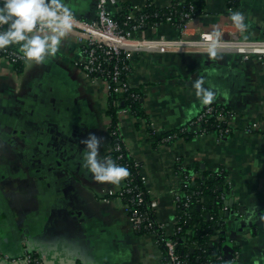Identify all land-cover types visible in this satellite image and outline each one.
<instances>
[{
  "label": "crops",
  "instance_id": "0c3cea01",
  "mask_svg": "<svg viewBox=\"0 0 264 264\" xmlns=\"http://www.w3.org/2000/svg\"><path fill=\"white\" fill-rule=\"evenodd\" d=\"M175 0H152L166 7ZM193 21L209 29L226 20L229 0H203ZM73 14L92 19L97 0H65ZM114 15L143 8L148 0H111ZM247 39H264V0H243ZM229 27V29H234ZM236 29V28H235ZM180 30L161 24L138 36ZM0 61V264H22L26 252L47 264H161L157 236L133 228L118 183L97 182L82 166L81 143L89 132L101 138L99 155L111 151L109 97L102 83L82 69L73 29L43 62ZM130 84L139 91L142 114L119 110L117 127L130 156L141 162L158 201L156 218L174 221L172 190L179 185L176 158L194 178L223 170L230 182L226 239L239 252L233 264H264V60L232 49L135 50ZM215 95L203 103L193 82ZM210 103L227 105L230 131H200L168 142L154 138L188 123ZM215 241L217 239H214ZM217 242V241H216ZM227 243V242H225ZM233 253V252H232Z\"/></svg>",
  "mask_w": 264,
  "mask_h": 264
},
{
  "label": "built area",
  "instance_id": "2783aa9c",
  "mask_svg": "<svg viewBox=\"0 0 264 264\" xmlns=\"http://www.w3.org/2000/svg\"><path fill=\"white\" fill-rule=\"evenodd\" d=\"M232 1V0H229ZM228 1V2H229ZM243 1V0H240ZM111 0H97L96 16L92 19L79 17L75 14L73 30L77 32L83 60L81 62L84 72L91 76L96 83L103 84L108 97L113 94H124L125 98L139 100L140 95L133 90L128 75L132 70L131 57L135 50H156L163 48H187L209 49L215 41L216 49H232L242 52L247 59L251 54H257L260 60H264V39H247L245 29L243 31L236 28L231 20L230 13L235 11L233 6L228 5L226 20L210 26L209 29L203 25L195 24L193 21L197 15L190 12H182L181 23L175 24L173 13L166 16L164 21H155L149 24L147 15L139 13L142 8L130 9L127 19L123 25L114 17L109 5ZM146 6V5H145ZM158 15V14H157ZM161 24H171L180 30L178 37H168L160 34L156 37L138 36L137 34L149 28L159 27ZM129 25V29L125 26ZM234 29H229V27ZM19 59H25L20 49L2 48L0 49V61L6 60L12 64ZM130 110V107L119 109ZM233 113L225 110L224 107L217 108L208 104L203 110L182 127V131H191L194 126L199 127L202 122H209L212 117L222 124L217 133L219 136L230 131L229 120ZM112 146L111 151L116 152V157H111L116 163L124 165L136 171L139 181L134 173H129L121 178V188L118 191L119 197L128 211L130 221L136 231L150 232L157 236V241L162 247L163 260L161 264H188L187 255H183L178 249V238L182 232L179 224L178 209L183 206L186 209L184 214H189V208L193 203L190 194H184L190 181L194 176L188 174L187 167L180 156L176 158V174L179 177V185L172 190L173 203L175 206L174 229L168 232L164 229L167 224L159 222L156 218L158 201L153 198L151 189L147 186V177L143 172V165L140 161L132 158L127 151L122 134L117 125L110 127ZM155 134V132H153ZM173 138L169 135L162 141L168 142ZM110 151V152H111ZM107 157H110L109 155ZM229 185L230 182L227 181ZM185 195V199H183ZM225 196L223 195L222 198ZM217 242H229L226 235L217 232L213 237ZM239 252L234 250L232 256L224 258L216 254V258L222 261L221 264H233L238 258ZM22 264H47L44 259L33 252H26L20 258Z\"/></svg>",
  "mask_w": 264,
  "mask_h": 264
},
{
  "label": "trees",
  "instance_id": "16d2710c",
  "mask_svg": "<svg viewBox=\"0 0 264 264\" xmlns=\"http://www.w3.org/2000/svg\"><path fill=\"white\" fill-rule=\"evenodd\" d=\"M153 3L152 0H148L146 6L138 13L146 14L149 24L155 21H164L166 16L170 13H173L174 22L178 24L183 22L182 12L188 11L192 13V15H198L202 13L204 8L203 0H175L166 7H158ZM240 4V0L228 2V5L234 8L238 7ZM129 11L130 8H123V10L114 15V17L123 25ZM125 27L129 29V25ZM6 47L10 49H20L18 43L10 44ZM14 66L18 72L21 71L24 67V60L18 58V60L14 62ZM133 90L139 93L136 88H133ZM109 99L108 112L114 120L112 124L113 127L116 126L118 111L121 108L130 107L134 114H142L140 99H127L124 94H113ZM210 104L215 105L217 108L224 107L225 110H230L228 106L224 104ZM193 119H195V117ZM208 121L209 122H202L200 124V131L217 132L219 126H222L216 117H212ZM184 125L172 132H164V134L161 135L154 134V138L158 141H162L163 138L165 139V137L169 135H172L173 138L190 135L191 131L189 129L188 131H182ZM108 155L115 158L116 152L111 151ZM178 165L179 163L176 164V166ZM127 169L130 171L129 173H134L136 180L139 181L136 171L131 168ZM192 171V169L189 170V168H187L186 172L192 175ZM226 187H229L227 184V175L223 170H218L205 173L204 176L196 177L194 180L190 181L188 187H186L184 191L185 195L187 193L192 196L193 203L189 208V214L183 213L186 209L183 206L178 209L177 214L180 218L179 224L182 226V232H180L178 238V249L183 255H187L188 264H221L222 261L216 258V254L222 255L224 258L229 257V250L227 247H224L225 242H216L213 238L217 232L224 233L228 227L225 209H227L226 198L230 190H227ZM185 195H183V199H185ZM223 195L225 196L224 198H222ZM211 243H214V245L212 246Z\"/></svg>",
  "mask_w": 264,
  "mask_h": 264
},
{
  "label": "clouds",
  "instance_id": "9594fccd",
  "mask_svg": "<svg viewBox=\"0 0 264 264\" xmlns=\"http://www.w3.org/2000/svg\"><path fill=\"white\" fill-rule=\"evenodd\" d=\"M230 17L237 29L247 28L243 12L234 11ZM74 15L65 0H0V49L14 43L19 44L22 56L36 63L53 56L62 38L73 28ZM216 52V43L209 47V54ZM196 96L203 103L214 98V91L206 88L201 79L193 82ZM101 138L89 132L81 143L82 166L91 179L97 182L118 183L128 175V169L111 157L99 155Z\"/></svg>",
  "mask_w": 264,
  "mask_h": 264
},
{
  "label": "rangeland",
  "instance_id": "374dc122",
  "mask_svg": "<svg viewBox=\"0 0 264 264\" xmlns=\"http://www.w3.org/2000/svg\"><path fill=\"white\" fill-rule=\"evenodd\" d=\"M78 42H79V41H78ZM79 45H80V44H79ZM82 60H83V56H82ZM88 76H89V75H88ZM89 78L92 80L91 76H90ZM109 133H110V136H111V132H110V130H109ZM159 220H160V222H162V223H164V224L169 223V221H167V220H166V221H165V220L163 221V220L160 219V218H159ZM164 229H167L168 232H171V230L174 229L173 221H171V223H170L169 226H165ZM153 235H155V234H153Z\"/></svg>",
  "mask_w": 264,
  "mask_h": 264
},
{
  "label": "water",
  "instance_id": "95a60500",
  "mask_svg": "<svg viewBox=\"0 0 264 264\" xmlns=\"http://www.w3.org/2000/svg\"><path fill=\"white\" fill-rule=\"evenodd\" d=\"M224 235H226V230L224 231ZM211 245L213 246L214 243H211ZM229 245L232 246L230 242H227V243L224 244V247L226 248V247L229 246ZM225 248H224V249H225ZM233 251H234V249H232V251L230 252V255H231V256H232V254H233V253H232Z\"/></svg>",
  "mask_w": 264,
  "mask_h": 264
}]
</instances>
